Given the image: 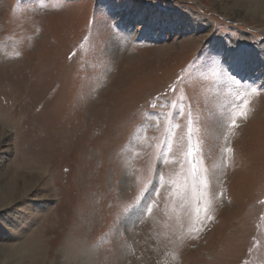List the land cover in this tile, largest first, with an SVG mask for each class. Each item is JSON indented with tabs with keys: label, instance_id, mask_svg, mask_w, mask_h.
Here are the masks:
<instances>
[{
	"label": "rangeland",
	"instance_id": "obj_1",
	"mask_svg": "<svg viewBox=\"0 0 264 264\" xmlns=\"http://www.w3.org/2000/svg\"><path fill=\"white\" fill-rule=\"evenodd\" d=\"M238 1L0 0V264H264Z\"/></svg>",
	"mask_w": 264,
	"mask_h": 264
},
{
	"label": "bare ground",
	"instance_id": "obj_2",
	"mask_svg": "<svg viewBox=\"0 0 264 264\" xmlns=\"http://www.w3.org/2000/svg\"><path fill=\"white\" fill-rule=\"evenodd\" d=\"M251 3H254V5L251 4ZM262 4L263 3H262L261 0H248V3H244L243 0H240V2L238 1L234 5L235 6H241L243 8H244V6H246L247 7L246 14H248V15L250 14V15H253L254 16V15H258V14H261V15L264 14V8H263V5ZM250 5H252V6H250ZM238 8H240V7H238Z\"/></svg>",
	"mask_w": 264,
	"mask_h": 264
},
{
	"label": "snow or ice",
	"instance_id": "obj_3",
	"mask_svg": "<svg viewBox=\"0 0 264 264\" xmlns=\"http://www.w3.org/2000/svg\"><path fill=\"white\" fill-rule=\"evenodd\" d=\"M253 91H255V90H253ZM233 124H235V121H233ZM189 155H191V153L189 152Z\"/></svg>",
	"mask_w": 264,
	"mask_h": 264
}]
</instances>
